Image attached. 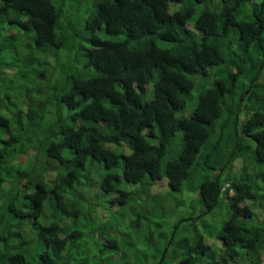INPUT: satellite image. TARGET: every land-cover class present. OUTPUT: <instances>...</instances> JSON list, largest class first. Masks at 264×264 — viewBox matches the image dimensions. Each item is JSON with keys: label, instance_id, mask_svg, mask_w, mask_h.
I'll use <instances>...</instances> for the list:
<instances>
[{"label": "trees", "instance_id": "1", "mask_svg": "<svg viewBox=\"0 0 264 264\" xmlns=\"http://www.w3.org/2000/svg\"><path fill=\"white\" fill-rule=\"evenodd\" d=\"M71 2L0 0V264H264V0Z\"/></svg>", "mask_w": 264, "mask_h": 264}, {"label": "rangeland", "instance_id": "2", "mask_svg": "<svg viewBox=\"0 0 264 264\" xmlns=\"http://www.w3.org/2000/svg\"><path fill=\"white\" fill-rule=\"evenodd\" d=\"M92 0H75V2H71L72 3V7L62 18L63 21L65 20H69L70 22H74L76 23L77 21H84L85 17L88 16V14L91 12L92 7L90 6ZM70 7V6H68ZM68 10V8H67ZM200 11H198L194 18L197 17V15L199 14ZM248 13L251 14V12L248 11ZM250 14L248 16H250ZM190 26H192V24H190ZM196 37V40H199V33L198 32H194ZM93 69L91 70L92 73ZM95 72V71H93ZM95 74V73H94ZM201 80V76L198 78ZM195 91V90H194ZM146 97H148L146 100H149L150 95H146ZM198 101V97L195 96L194 100L192 101L193 104H196ZM178 141V140H177ZM176 142L175 144H173V147L171 148L172 150L170 151V154L174 157L177 158L179 151L181 148V143ZM126 153H129V151H127ZM201 172L204 175H207V172L204 171L203 169L201 170ZM208 174H210L211 177H213V172H209ZM192 180H199L197 174L194 175ZM157 183L159 185H163L164 183L166 184L167 189L165 190L164 188L159 189V194L161 197H168L169 200H171L174 203H177V199L180 197L181 199L185 198V193L184 194H172L170 192V189L168 188L167 185V179L166 178H161V180L157 181ZM111 199V196H107L106 198H102L100 200V205H102L103 207H101L102 210H106L108 213L109 211L112 210V207L107 209V206L109 205L108 201ZM142 204H144V201H141ZM145 205V204H144ZM149 210H151V207L153 206V204H148L145 205ZM204 207H202L200 205V203H198L193 209L190 210V215L189 216H193V219L189 222L187 221L185 224L187 225L188 223H190V228L194 229V225H196L198 227V229L200 230V232L204 233L205 238H214L217 242H220V240H218V232L219 230L222 228L224 222H226L228 220V212H229V207H228V202L226 200L221 199L219 205L216 207V209H214L212 212H208L207 214H204ZM183 212V211H180ZM192 213V214H191ZM214 250L219 254V249L214 248Z\"/></svg>", "mask_w": 264, "mask_h": 264}, {"label": "clouds", "instance_id": "3", "mask_svg": "<svg viewBox=\"0 0 264 264\" xmlns=\"http://www.w3.org/2000/svg\"><path fill=\"white\" fill-rule=\"evenodd\" d=\"M69 10H65V14L68 12ZM64 22H67V23H69L70 21L69 20H65ZM188 27V29L191 31V33L192 34H194V32L196 31V30H194V28L192 27V26H190V24L187 26ZM21 49H20V47H16V50H15V54H18V52L20 51ZM53 82V81H52ZM227 113H228V111L227 110H225ZM161 180V179H160ZM159 180V181H160ZM168 185V184H167ZM160 187L161 188H164L165 190L167 189V187H166V184L164 183L163 185H159L158 183H157V185L152 189L154 192H155V194L160 198V199H162V200H164L163 201V203L164 204H169V203H172V201L171 200H169V198L168 197H161L160 196V194H159V189H160ZM169 188V187H168ZM223 200H226V199H224V198H222ZM220 200H221V198H220ZM220 200H219V202L217 203V205L215 206V208L214 209H216V207L219 205V203H220ZM202 207H204L205 209H204V214H207L208 212H212L214 209H208L203 203H202V205H201ZM101 214H104L103 212L102 213H100V215ZM228 219H230V214H229V212H228ZM224 224H225V222H224ZM224 224H223V226H224ZM223 231V227L219 230V232H218V234L219 233H221ZM196 235H200V230H198L197 231V234ZM209 241H216L214 238H207L206 239V242H209ZM218 264V263H217Z\"/></svg>", "mask_w": 264, "mask_h": 264}]
</instances>
